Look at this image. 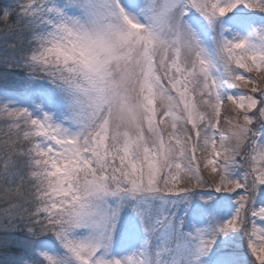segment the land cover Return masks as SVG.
<instances>
[{
    "label": "snow or ice",
    "instance_id": "snow-or-ice-1",
    "mask_svg": "<svg viewBox=\"0 0 264 264\" xmlns=\"http://www.w3.org/2000/svg\"><path fill=\"white\" fill-rule=\"evenodd\" d=\"M0 264H264V0H0Z\"/></svg>",
    "mask_w": 264,
    "mask_h": 264
},
{
    "label": "rangeland",
    "instance_id": "rangeland-1",
    "mask_svg": "<svg viewBox=\"0 0 264 264\" xmlns=\"http://www.w3.org/2000/svg\"><path fill=\"white\" fill-rule=\"evenodd\" d=\"M250 227H251V225H250Z\"/></svg>",
    "mask_w": 264,
    "mask_h": 264
}]
</instances>
